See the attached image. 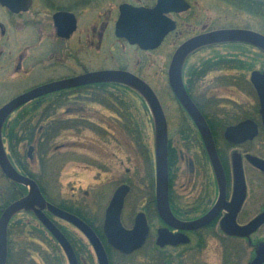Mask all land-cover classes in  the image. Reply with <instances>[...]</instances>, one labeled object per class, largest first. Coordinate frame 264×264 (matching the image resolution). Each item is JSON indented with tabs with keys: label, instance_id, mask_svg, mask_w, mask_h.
<instances>
[{
	"label": "flooded vegetation",
	"instance_id": "flooded-vegetation-1",
	"mask_svg": "<svg viewBox=\"0 0 264 264\" xmlns=\"http://www.w3.org/2000/svg\"><path fill=\"white\" fill-rule=\"evenodd\" d=\"M64 1L65 3L61 4L59 0H31L29 7L26 10H23L22 8L11 10L0 4V92L4 93L0 96L8 98L0 108L13 98L41 85L71 79L88 72L122 70L129 72L148 83L149 81L142 73L146 64L138 61L132 66V64L128 62V60H130L129 58L118 56L116 52L118 50H135L138 51V53L152 54V52L161 49L170 37H176V40L171 42L172 47L176 50L178 46L192 37L219 29H246L261 33L260 28L254 29L252 26L243 28L237 26L217 28L213 25L214 15L212 16L210 14L202 18L193 17V11H202L201 6L198 4V0H184L188 4L186 10L169 11L164 13L166 17L174 21V29L163 36L158 46L153 49H144L136 43H131L126 37L118 36L116 34V23L120 16V7L127 4L135 8L142 7L150 9L156 5L157 0ZM214 2L215 0H211V5H206L208 10L214 9ZM20 5H23V1ZM43 9L44 11L46 9L51 10L48 21L42 20L45 15L42 13ZM57 12H64L67 14L64 16V20H61L64 31L59 30L60 33L53 20V15ZM25 16L28 17L25 18ZM40 16L43 18L40 19ZM260 20L263 21V17H261ZM260 26H262V24ZM256 28L258 27L256 26ZM220 49H224V52H219ZM254 49L257 50L255 53L260 55V57L255 58L254 60L249 59L250 63H253H251L252 67H248V59L229 57L232 50L227 48V46L223 45L216 47V44H208L197 48L193 54H202L206 51H213L212 55L196 59L192 64L193 66H191L192 68L188 67V57L182 68L183 86L189 98L199 110L212 135L215 151L223 171L225 182L223 204H227L228 206L227 208L221 209L216 217L207 225L198 229L188 230L176 229L164 223L158 216L155 208V177L152 172L150 150L148 146H146V142L141 139L138 144L136 141L134 143V146L138 147V153L140 155L139 159L143 162L142 167H140L134 163L135 157L130 155L131 152L129 150L128 157L125 160L121 156L119 149L120 137L117 135L118 137L115 139L117 142V151L114 152L113 159H115L116 162L115 172H121V177H117L115 172H112V174L117 177V179L115 178L113 180L115 182V187L112 195L120 186L128 187L120 214L121 224L126 229L133 228L136 215L142 213L147 226V236L144 244L140 249L128 255H136L144 246H147L145 255L147 257L151 256L148 261L153 257L152 264H169L171 262L170 259H172V249H181L176 251L178 257L183 255L186 250L198 251L199 248L203 246L206 234L210 231L224 243H227V241L230 242L231 240H240L235 238L238 236L228 233L224 228V219L227 215L233 214L235 222L239 226L246 225L249 221L255 218V216H258L259 212L250 218H245L242 210L243 205L247 203V200L251 199V195L254 196L257 194L259 190L257 184L264 177V168L257 165V162L264 161V157L257 154L256 148L254 147L258 145L264 147V118L260 111V103L256 90L250 81V75L253 71H258L260 73L264 71V54L257 48L250 50L253 51ZM104 50L109 51L108 59L111 60V63L102 64V62H100L101 59H99V57L102 53L101 51ZM218 55H221V57H217ZM89 57L91 58L89 59ZM121 58H124V61H122ZM257 64H259L258 67H256ZM232 65H234V67ZM34 76L35 82L29 81ZM12 81H16L17 85H22L29 81L31 83L29 85L31 86L25 89L14 88L7 93V85L12 86ZM89 85L94 84L80 85L45 93L25 102L8 113L0 127V137L5 153L17 172L29 177L14 163V159L11 158L7 148L9 140L7 131L12 123V118H14L12 116L31 110V112H29V114L32 115L30 118L31 122L28 124H32L35 128L36 124L44 127L53 123L55 115H59L57 117L59 120L63 118L60 117L62 113L65 115L73 114L75 115L73 118H65L68 120L75 119V122H68V128L74 127L77 129V126H90L95 129L98 127L97 124L95 125V123H91L87 117L78 116L81 114V111L84 112L86 109H91L88 107L89 103L95 104V102L88 101L89 89L86 87ZM229 87L242 88L243 90L240 89V91L246 92L250 95L252 97V102L247 104V101L238 102L231 98L230 95H227V88ZM247 88L250 89L247 90ZM178 109L181 114L187 116V121L177 123L178 128L191 129L195 132H193L191 138L184 140L181 139L183 144H186V149L181 147L182 145L179 146L176 144L177 146H174V143L170 141L168 135L167 124L168 203L170 204V210L173 216L178 221L187 223L202 217L218 203L219 184L198 127L179 103ZM111 111L117 113L115 109ZM36 115L37 117L35 121ZM245 120H250L255 124V136L239 143L228 141L224 137L225 129L230 126H235ZM246 135H248V133H244L243 136ZM17 139L20 140L21 138L16 137L15 140ZM26 142H28L26 157H28L27 160L32 161V153L35 151V146L37 145L35 142V135L32 141L27 140ZM193 142L195 147H197L196 150L198 152L195 154L190 153L191 147L188 144ZM29 147H31L30 152ZM231 154H234V157L239 155L237 159H240L239 164L243 171L244 184L239 191H236L237 189L233 183L230 190L229 180H227L226 164L227 167L229 166L228 168H231L229 160ZM169 155H171L170 160ZM99 169L100 171L98 174H103L100 178L101 182L105 183L107 179L104 180V178L107 176L104 175V173H108L110 168L101 164ZM253 170L255 171L253 173H257L259 176V179L256 181H252V177L248 174V171ZM179 172H181L183 180H185L180 184L179 190L176 191L174 176L178 177ZM0 173L7 184L9 180L2 173L1 169ZM31 179L35 181L43 198L50 206L62 209L57 204L63 203L68 207L71 206L82 211L85 210L84 207L71 199L67 200L61 198L58 202L53 201L49 195L48 197L47 194H44L40 189V181L37 182L34 178ZM9 182L14 186H23L13 181ZM199 186L201 187L199 188ZM255 187L256 189L254 190ZM136 188L137 192L140 191L138 194L139 197L137 196L138 199L143 198L145 201L142 205L141 211L137 212L132 217L133 221H131V226L126 227L122 221L124 208L127 199ZM7 192L8 190L6 187L0 192V215L8 205L6 204ZM263 199V197H260L256 201L261 205ZM109 201L107 202L103 216L100 219L99 233H97L92 226L78 215L69 210H62H65L83 220L89 227H91L99 239L106 242L103 225L104 213ZM262 207H264V204ZM35 209H37V207H35ZM40 210L50 221L56 224L60 230V227L62 226L57 222L58 220L70 225L60 219L50 208L45 206ZM86 215L88 219L93 222H97L99 218L97 214L95 215L89 212H87ZM163 229H167L171 234L178 235L179 239L185 240L187 238L186 242H178L177 244L163 242L164 244L162 245L158 244L159 232ZM107 246L109 249H113L108 244Z\"/></svg>",
	"mask_w": 264,
	"mask_h": 264
},
{
	"label": "rangeland",
	"instance_id": "rangeland-1",
	"mask_svg": "<svg viewBox=\"0 0 264 264\" xmlns=\"http://www.w3.org/2000/svg\"><path fill=\"white\" fill-rule=\"evenodd\" d=\"M59 2L61 4L65 3L64 0H59ZM198 4L201 6L202 11H193V17L202 18L210 14L212 16L214 15L213 25L217 28L235 26L243 28L252 26L254 29H259L256 28V26L259 27L263 24L260 17L247 14L235 8L233 5L226 4L220 0H215L214 9L212 10H208L206 7L207 4L211 5V0H198ZM42 13L43 15L45 14L44 18L40 16V19L43 18L42 20L48 21L51 10L46 9L44 11L43 9ZM26 17L28 16H25V18ZM173 40H176V37H170L161 49L152 52V54L138 53V51L135 50H118L116 52L120 57L129 58L130 60H128V62L131 63L132 66L138 61L146 64L142 73L146 76V79L149 81L148 83L153 87L166 115L170 141L174 143V146L178 144L179 146L182 145L181 147L186 149V144H183L180 134L177 133L178 120L176 114L178 111V104L174 99L167 82L168 66L175 51L171 43ZM101 52L102 53L99 57V59H101L100 62H102V64L111 63V60L108 59L109 51L104 50ZM219 52L223 53L224 49H220ZM239 52L240 58L248 59V61L249 59L254 60L255 58L260 57V55L255 53L257 52L256 49L253 51L250 50L248 54H246L244 50ZM212 53L213 51H206L202 54H192L189 57L188 67L192 68L191 66H193L192 64L196 59L205 58L212 55ZM189 55L190 53L187 54L186 57ZM90 58L91 57H89V59ZM124 58H121V60L124 61ZM258 65L259 64H257L256 67H258ZM29 81L35 82V76ZM29 81L23 83L22 85H17L16 81H12V86L7 85V93H9V90L14 88L25 89L31 86L29 85L31 84ZM240 89L242 88L229 87L227 88V95H230L231 98L238 102L247 101V104H250V102H252V97L246 92L240 91ZM249 89L250 88H247V90ZM1 94L4 93L0 92V95ZM119 95L118 99L121 102L119 104H125V107H123L128 110V119H126V117L123 118L118 113L112 112L111 109H107L103 105L98 103H89L88 107L91 109H86L84 112L81 111V114L78 116L87 117L91 123L98 125L97 128L94 129L90 126H77V129L74 127H65L66 129L61 130L60 135L52 140L49 149L46 147L42 151L40 150L41 148H38V145L35 146V151L32 153V161L27 160L28 157H26L28 142L20 141L19 143V151L21 153L19 156L22 162L24 161L23 163L25 164L26 170L28 169L31 174L35 175L36 179L40 181L53 201L58 202L61 198H63L67 200L71 199L72 201L77 202L85 208L84 212L86 214L89 212L99 216L97 222H94V226L98 228L100 226V219L103 216L107 202L114 191L115 182L113 180L115 178L117 179V177H121V172H115L116 162L115 159H113L114 152L117 151V142L115 140L118 137L117 135L120 137L119 149L124 160L128 157L129 150L131 152L130 155L135 157L134 163L142 167L143 162L139 159L140 155L138 153V147L134 146L135 137H132L137 133L141 135L142 140L146 142V146H148L150 150L153 169L152 172L153 176H155L154 154L156 125L155 121L153 124L154 117L152 116V120V113L150 114L151 110L149 111V108L144 100L134 95L133 92H127L126 94L120 93ZM5 100H8V98L0 96V106L5 102ZM61 116H63V118H73L75 115ZM12 117L15 116L13 115ZM36 117L37 115L35 116V121ZM188 144L191 147L190 153H198L194 142ZM1 147L3 155L6 156L3 144ZM254 147L256 148L257 154L264 157V147L259 145ZM237 157H239V155L234 157V154H231L229 158L231 168H228L229 166L227 167L226 164V174L227 180H229L230 190L233 183L237 189L236 191H239L243 187L244 181L243 171L239 164L240 159H237ZM101 164L110 168L108 173H104V175L107 176L104 178V180L107 179L105 183H102L100 179L103 174H98L101 169H99ZM113 171L117 177L112 174ZM253 172L255 171H248V174L252 177V181H256L259 179V176L257 173ZM184 180L181 172H179L178 177L174 176L176 191L179 190L180 184ZM10 184L11 183L9 181L6 184L4 177L0 173V192H2L5 187L8 190ZM200 187L201 186H199V188ZM258 187L259 190L257 194L254 195L255 197L251 195V199L247 200V203L243 205L242 210L245 218H250L257 212H259V214L264 212V207H262L264 199L261 205L256 201L260 197L264 198V177L257 184V188ZM255 189L256 187L254 190ZM139 192L140 191L137 192L136 188V190H134L127 199L122 216V221L126 227L131 226V221H133L132 217L137 212L141 211L142 205L144 204L145 200L143 198L138 199ZM12 217L11 225L14 233L12 234V240H10L8 244L7 264H47L41 257L42 253L50 258L53 256H55V258L59 257L62 261L61 264H68L61 247L32 216L19 211L15 212ZM29 222L37 228L34 230L31 226H27L28 224L25 225ZM57 222L61 224L63 230L66 231L69 237V241L77 259V264H97L95 254L82 234L72 226L62 221L58 220ZM21 223L23 224L21 225ZM22 229L32 231L30 237L33 242L37 243V250H35L33 245H31L32 243L29 242L30 240L24 241L23 237L17 232ZM9 238L10 237H8V239ZM101 242L107 252L110 264H152L151 262L153 257L148 261L151 256L147 257L145 255L147 246H144L136 255L123 257L113 249H109L103 240H101ZM261 242H264V225L259 227L255 232L246 236L244 239L231 240L230 242L227 241V243H224L223 241L221 242V240L210 231L206 234L203 246H201L198 251L186 250L183 255H180L182 257H178L176 251L181 249H172V259H170L171 262L169 264H249L255 254L256 247ZM25 246L27 247L26 249L24 248Z\"/></svg>",
	"mask_w": 264,
	"mask_h": 264
},
{
	"label": "water",
	"instance_id": "water-1",
	"mask_svg": "<svg viewBox=\"0 0 264 264\" xmlns=\"http://www.w3.org/2000/svg\"><path fill=\"white\" fill-rule=\"evenodd\" d=\"M23 1V5H20ZM31 0H0V4L11 10L22 8L26 10ZM22 6V7H21ZM188 8L184 0H157L153 8H135L127 4L120 7V16L116 23V34L126 37L131 43H136L144 49H153L158 46L163 36L174 29L175 23L164 13L169 11H182ZM64 12H57L53 15L55 25L59 30L64 31L61 20H64ZM73 21V20H72ZM74 23V22H73ZM74 27V25H73ZM72 27V28H73ZM71 28V29H72ZM60 33V32H59ZM62 34V33H61ZM222 42H244L256 46L264 51V35L246 29H219L208 33L192 37L174 51L167 72L168 85L177 101L184 108L186 113L198 127L199 133L207 150V154L215 170L219 184V201L202 217L187 223L178 221L170 212L168 205V167H167V124L161 108L160 102L151 87L137 76L122 70H101L88 72L67 80H61L41 85L21 94L0 108V127L8 113L25 102L43 95L48 92L61 90L65 88L76 87L80 85L101 83V82H119L126 84L143 97L149 108L153 124L155 121V208L160 219L167 225L176 229H198L210 223L219 211L227 208L224 201V176L221 165L218 161L215 151L212 135L202 118L199 110L189 98L181 79V68L187 54L195 49ZM250 81L254 86L260 103V111L264 118V71L262 73L253 71L250 75ZM244 133L248 135L243 136ZM256 134V126L250 120H245L235 126L225 129L224 137L233 143H239L245 139H251ZM0 138V169L2 173L11 181L28 187L25 196L11 202L0 215V264L6 263L7 257V225L10 217L18 210H32L44 228L52 235L63 250L68 264H77L75 253L63 233L58 227L50 221L40 209L45 206L50 208L55 214L72 224L87 239L92 247L97 264H109L108 257L103 244L96 233L83 220L64 210L54 208L46 203L37 184L31 178L17 172L7 157L3 155ZM31 147H29V152ZM7 162V163H6ZM257 165L264 168V161L257 162ZM128 187L120 186L113 193L104 213V236L106 242L113 249L121 254L128 255L138 250L147 236V226L142 213H138L134 220V226L126 229L122 226L120 214L123 207L124 198ZM37 207V209H35ZM264 224V212L252 219L244 226H239L235 222L233 214L227 215L224 219V228L235 236H248L259 226ZM179 239L178 235L171 234L167 229L159 232L158 244L186 242ZM249 264H264V242L258 244L255 254Z\"/></svg>",
	"mask_w": 264,
	"mask_h": 264
},
{
	"label": "trees",
	"instance_id": "trees-1",
	"mask_svg": "<svg viewBox=\"0 0 264 264\" xmlns=\"http://www.w3.org/2000/svg\"><path fill=\"white\" fill-rule=\"evenodd\" d=\"M220 1H222L226 4H231L235 8H237V9H239V10H241L247 14H250V15H253L256 17H260V18L263 17V24H262V26H260L258 28H260V32L264 34V0H220ZM249 29H251V28H249ZM223 45H225V46H227V48L231 49L232 52L234 51V53H231V55H229V57H233V58H239L240 57L239 51L244 50V52L246 54H248V52H250V49L256 48L251 44L240 43V42H223V43L216 44V47L217 46H223ZM263 54H264V52H263ZM217 57H221V55H218ZM224 57H228V56H224ZM251 63H250V61L248 62V64H249L248 67H252ZM232 66L234 67V65H232ZM86 88L89 89L88 90V92H89L88 93L89 94L88 101H92V102L98 103L100 105H103L107 109H111V110L115 109L119 115H121L123 118L126 117V119H128V117H127L128 110H126L124 108L125 104L124 105L119 104V103H121L118 99V96H120L119 94L120 93L126 94L127 92H133L134 95H136L137 97L144 100L142 98V96L136 90H134L132 87H130L126 84H123V83H119V82L95 83L94 85H89ZM29 112H31V110H29L28 112H24V113L15 115V117L12 119V123L10 124V127L8 128V131H7V136L9 138L8 143H7V148H8V151H9L11 158L14 159V163L20 167V170L23 173H25V175H28L29 177L34 178L37 182H39V180L36 179L35 175L31 174L28 169L26 170L25 164L22 163V161L20 159V156H19V154H21L19 151L20 141H27V140L32 141L34 138V135H35V142L37 143L38 148L39 149L41 148L40 150H42V151L46 147L49 149V147L51 146L52 140L60 135L61 130H64L68 127L69 121L71 122V121H74L75 119H69L68 120L65 118H61L58 120L57 117L59 115L58 116L55 115L54 116L55 120L53 121V123H50L44 127L36 124L35 128H34L32 124H28L31 122V120H30L31 114H29ZM62 115H65V114L62 113ZM46 116H48V115H46ZM176 116H177L178 122L187 121V116L185 114H181L179 109L177 111ZM60 117H63V116H60ZM177 130H178L177 133L180 134V137L182 140L187 139V138H191L193 132H195L194 130L185 129V128H178ZM130 132H133V131H130ZM169 134L170 133L168 132V135ZM171 134H173V133H171ZM16 137L17 138L19 137L21 139L15 140ZM132 137H135V141L137 144L139 143V140L142 139V137L139 133H137L136 135H134ZM170 157H171V155H169V160H170ZM39 187L42 190V192H44V194H47L45 188L43 187V185L40 182H39ZM25 192H26L25 187L20 186V185L14 186V185L10 184V186L8 188V192H7L8 195H7V199H6V204H9L10 202L21 197ZM47 196H48V194H47ZM57 205L62 209L69 210V211L73 212L74 214L78 215L80 218L85 220V222H87L90 226H92L93 229H95V231L97 233H99L100 228H96L94 226V222L88 219V217L84 211H82L80 209H76V208L71 207V206L70 207L65 206V204H63V203H59ZM4 206H2V207H4ZM169 207H170V204H169ZM20 212L29 214L30 216H32L36 220L34 214L31 211H20ZM22 224L23 223H21V225ZM25 225L31 226L34 230L37 228V227L33 226L30 222L26 223ZM60 228L65 233V235L68 237L66 231L63 230V227H60ZM13 231L14 230L12 229V225L10 223V225L8 227V237H10L8 239V244H9L10 240H12V234L14 233ZM17 232L23 237L24 241L30 240L29 242L32 243L31 245H33L35 250L38 249L37 243L33 242V240L30 237V234H32V231L22 229L21 231H17ZM68 239H69V237H68ZM24 248L26 249L27 247L25 246ZM119 255L123 256V257H127L126 255H122V254H119ZM41 257L45 260V262L47 264H56V263L61 264V262H62L59 257L55 258V256H53L52 257L53 259H52L43 253H42ZM109 264H110V262H109Z\"/></svg>",
	"mask_w": 264,
	"mask_h": 264
},
{
	"label": "bare ground",
	"instance_id": "bare-ground-1",
	"mask_svg": "<svg viewBox=\"0 0 264 264\" xmlns=\"http://www.w3.org/2000/svg\"><path fill=\"white\" fill-rule=\"evenodd\" d=\"M7 163V162H6Z\"/></svg>",
	"mask_w": 264,
	"mask_h": 264
}]
</instances>
